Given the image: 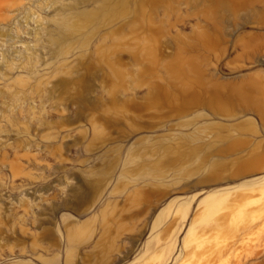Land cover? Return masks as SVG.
Instances as JSON below:
<instances>
[{"label":"rangeland","instance_id":"rangeland-1","mask_svg":"<svg viewBox=\"0 0 264 264\" xmlns=\"http://www.w3.org/2000/svg\"><path fill=\"white\" fill-rule=\"evenodd\" d=\"M152 263L264 264V0H0V264Z\"/></svg>","mask_w":264,"mask_h":264},{"label":"bare ground","instance_id":"bare-ground-1","mask_svg":"<svg viewBox=\"0 0 264 264\" xmlns=\"http://www.w3.org/2000/svg\"><path fill=\"white\" fill-rule=\"evenodd\" d=\"M215 208H216L215 205L209 206L208 207V214H210ZM177 211L178 212L180 211L181 214L183 215L184 212H185V209H183V208L182 209L181 208H177L176 212ZM64 233H65V235H63V237H64V241L66 242V246L68 247V246L73 245L75 243V241H76V234L74 232H72V231H69V230H65ZM171 248H172V246L170 245L169 250H171Z\"/></svg>","mask_w":264,"mask_h":264}]
</instances>
